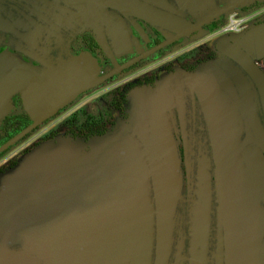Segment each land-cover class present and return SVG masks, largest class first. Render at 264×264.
<instances>
[{"label": "flooded vegetation", "instance_id": "1", "mask_svg": "<svg viewBox=\"0 0 264 264\" xmlns=\"http://www.w3.org/2000/svg\"><path fill=\"white\" fill-rule=\"evenodd\" d=\"M136 1L146 9L0 0V62L62 72L90 53L104 77L156 49L36 125L19 82L0 91V149L14 139L0 152V250L39 264H226L218 153L229 126L235 175L258 191L264 264V0L184 34L151 15L199 22L238 0ZM98 170L80 208L107 216L56 248L47 226L62 191Z\"/></svg>", "mask_w": 264, "mask_h": 264}, {"label": "water", "instance_id": "2", "mask_svg": "<svg viewBox=\"0 0 264 264\" xmlns=\"http://www.w3.org/2000/svg\"><path fill=\"white\" fill-rule=\"evenodd\" d=\"M113 5L129 11H144L146 8L136 0H83ZM238 0L226 8L216 11L199 22H189L180 17H163L152 14L151 19L177 27L180 34L199 30L210 20L223 12L243 3ZM154 50L134 58L124 65L101 77L99 60L90 53L76 58L62 72L48 71L37 73L28 66L17 61L6 59L0 62V91L19 82L25 92L27 106L34 110L35 125L40 123L51 110L70 102L71 98L84 93L113 74L148 56ZM264 89V87H263ZM31 99L32 101H29ZM225 136L220 144L218 164L220 181L224 197V222L226 241V264H258L259 257V201L256 188L243 180H238L234 171V160L237 144L231 127L226 126ZM14 141L0 149V152ZM173 165V164H172ZM176 170V165H175ZM103 170L83 176L75 183L67 186L62 193L66 197L61 210L48 224L50 243L58 249L67 250L74 246L80 238L91 232L99 221L107 216L108 208L99 204L81 209V203L104 179ZM170 199L164 200V217L169 211ZM0 264H39L35 260L0 250Z\"/></svg>", "mask_w": 264, "mask_h": 264}]
</instances>
